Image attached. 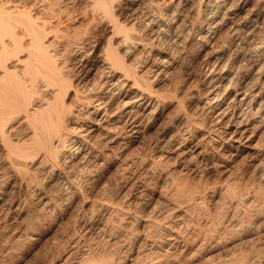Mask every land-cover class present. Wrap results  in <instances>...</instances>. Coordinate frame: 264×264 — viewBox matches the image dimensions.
Listing matches in <instances>:
<instances>
[{
	"label": "rangeland",
	"instance_id": "374dc122",
	"mask_svg": "<svg viewBox=\"0 0 264 264\" xmlns=\"http://www.w3.org/2000/svg\"><path fill=\"white\" fill-rule=\"evenodd\" d=\"M14 1L50 23L44 42L58 52L70 84L69 137L86 133L96 146L90 172L69 185L60 156L12 164L0 141V264H264V75L259 63L234 65L238 38L227 27L212 41L199 38L185 0H115L118 31L92 0L36 8L33 0ZM189 1L203 9L202 0ZM244 1L240 19L259 13L258 0ZM172 12L185 16L191 36L176 30L181 43H154L158 24L146 22ZM258 15L256 39L264 41V11ZM125 30L136 38L124 41ZM108 44L127 73L105 68ZM224 53L236 66V89L249 84L247 100L254 99L243 105L238 89L224 94L226 80L218 93L228 98L217 110L206 62ZM25 54L9 60L11 69L22 67ZM134 77L151 85L154 100L137 105L129 131L123 104L139 89L148 93ZM10 126L9 142L20 151L31 129L20 116Z\"/></svg>",
	"mask_w": 264,
	"mask_h": 264
},
{
	"label": "bare ground",
	"instance_id": "6f19581e",
	"mask_svg": "<svg viewBox=\"0 0 264 264\" xmlns=\"http://www.w3.org/2000/svg\"><path fill=\"white\" fill-rule=\"evenodd\" d=\"M11 1L13 2V0H0V141L3 143L5 150L8 148L6 154L10 157L12 164L14 162L26 165L30 158L32 159L33 156L36 157L38 155L39 158H42L40 161L46 160V162L55 163L60 156L59 161L63 163L64 171L67 174L65 176L67 183L72 185L80 175L90 172L89 157L94 152L96 145L91 137L86 136V133L80 132L75 137H69L67 121L72 114V107L67 106L65 100L70 84L58 63V52L52 51L50 46L44 42V37L49 33L47 30L50 29L45 26L50 23L45 18L40 19V22L37 21L39 18L34 17L28 8L23 7L21 9L20 6L18 8L19 4L15 6L17 1H14V3ZM33 1L32 6L36 8L37 4L45 3L48 0ZM114 1L92 0L90 6L99 13L100 17H102V14L103 17H108L113 23V29L118 31L123 27L114 15ZM258 1L256 10L260 13V11H264V0ZM202 2H204L203 9L197 8L189 0H185L183 5L185 9H182L183 11L188 9V12L185 13L187 14L186 17L191 16L198 23L200 28L199 38H204L206 42L212 41L216 39L221 29L227 27V34L238 38L235 49L232 48L234 65H237L238 60L241 61V59H245L252 65L259 63L256 73L259 76H263L264 63L262 62L261 64L258 60L264 57V41H257V33L255 32L256 22L258 17H260L259 13L255 11L256 14H252L251 17L240 19L239 15L247 3L244 0H202ZM47 4L46 8L50 9L52 3L50 5ZM96 12H93L94 16L95 14L98 15ZM155 23L158 25L156 30L152 28L155 30L152 37V41H155L154 43L159 42L164 37L172 38L173 41L181 43L186 36H191L193 30V27H187L185 16L176 18L175 12L168 14L166 18L156 16L149 18L146 25ZM58 28L55 27L57 30ZM176 30H180L183 33L181 34L183 39L180 38L179 34H176ZM131 33L133 32L125 30L123 40L128 42L135 39L136 37L131 35ZM108 47L109 49L105 50L103 54V62L106 64L105 68L109 71L119 68L125 70L124 64L118 60V55L112 50L111 44H108ZM24 49L26 50L25 59L18 58V60L22 61V67L18 69V67L13 66L14 69H11L8 64L9 60L12 57H19L25 51ZM226 56L225 53L215 57L211 56L206 62L210 75L207 85L210 92L214 94L213 99L211 98L212 108L217 110L221 109V106L228 98L223 101V93L221 95L218 93L223 86L222 82L226 80H228V83L223 91L224 94L227 89H238L237 92L243 94L240 100L243 105L250 104L254 99L252 96L251 99L247 100L250 96L249 84L236 89L237 83L232 81L235 72L231 71L236 66L232 65L233 59L231 58L232 60H230V56L226 59ZM213 57L215 61L212 62ZM245 64L248 65L246 62ZM239 67L237 66V68ZM125 72H128L127 69ZM134 84L142 89L143 87L148 88V93L139 89L140 92L134 93L131 97L133 99L132 102H124V111L121 114L124 115V118H127L126 123L130 127L129 131H133L137 126V121L133 118L137 105L140 106L144 103L151 105L154 100L151 95V89L153 88H151L150 84L144 83V81L141 82L140 79L135 77ZM254 94L258 95L257 92ZM91 98L88 97L86 100H91ZM232 99L230 102L233 101ZM90 100H88L87 104L92 103L94 105L96 101H99V99ZM101 103L97 102L95 104L99 110L103 108ZM225 110L222 109L219 114L224 113ZM121 114L119 116L118 114L114 115L113 119L122 118ZM108 115L110 116V114ZM18 116L26 122L27 128L29 127L32 133L30 138L22 144L23 148L20 151L16 150L15 146L9 142V132L12 129L10 124ZM93 119L97 120V117ZM75 129L78 128L76 127ZM60 149L65 151L60 153Z\"/></svg>",
	"mask_w": 264,
	"mask_h": 264
}]
</instances>
